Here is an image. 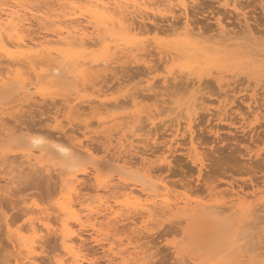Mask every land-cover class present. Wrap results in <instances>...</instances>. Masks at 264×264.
Returning a JSON list of instances; mask_svg holds the SVG:
<instances>
[{
	"label": "rangeland",
	"instance_id": "374dc122",
	"mask_svg": "<svg viewBox=\"0 0 264 264\" xmlns=\"http://www.w3.org/2000/svg\"><path fill=\"white\" fill-rule=\"evenodd\" d=\"M21 1L51 13L30 18L34 40L54 39L55 11L73 7L66 23L99 32L101 43L87 50L88 69L67 60L69 73L52 81L41 75L54 55L34 71L0 49V264L22 249L15 238H33L31 223L38 264L67 259L61 236L71 233L97 264H264V0H184L183 15L175 1L146 0L122 15L131 31L105 27L87 0H60L63 9ZM32 138L65 146L68 159L36 153L35 165L23 163ZM132 193L171 205L141 210ZM69 198L73 211L63 213ZM105 205L114 216L104 218Z\"/></svg>",
	"mask_w": 264,
	"mask_h": 264
},
{
	"label": "bare ground",
	"instance_id": "6f19581e",
	"mask_svg": "<svg viewBox=\"0 0 264 264\" xmlns=\"http://www.w3.org/2000/svg\"><path fill=\"white\" fill-rule=\"evenodd\" d=\"M2 2L4 1V0H1ZM5 1H7L5 4H3L2 5V7H0V42H1V39H3V38H5V37H3V33H4V35H6V37L8 38V46H6L5 44V42H2V43H5V44H1V46H0V49H2V51L4 52V55L8 58V59H11V61H13V60H16L15 62H17L18 63V61L19 62H21V64L23 63V64H27L28 66H30V67H32V69L34 70V71H36V68H38V67H36L35 68V66H39L40 64H42V65H45L44 63H46V61L44 60L45 59V55L47 56V57H49V56H51L50 57V59L52 60V58L53 57H55L56 59H57V61L56 60H54V58H53V60H54V62L53 63H51L49 66H48V71L46 72V73H44V74H42L41 76H43L44 75V77L45 78H47L48 79V81H52V79L53 78H57V77H61L63 74H66V73H69V71H61V69H64V66H66V64L68 63L67 62V60L69 61V60H71V62H74V64H76V66L77 65H81V66H83V65H85L84 67H88L89 65H88V63H89V61L87 60V56L85 57V55H88V59L90 58L89 57V53H92L93 52V50L90 52V51H87L88 49H90V47H92V48H94L95 46H96V44H98L99 43V41L101 40L100 38H98L99 40H96L94 37H96V36H99V35H97L98 33H97V31H92V32H86L84 29H83V27L82 26H80V25H82V24H71L70 22H68V23H66V18H71V20L73 19L72 18V16L73 15H76V11H75V8H73V7H70V11H68L67 13L66 12H63V13H61L62 15H61V17H65V19H60L61 17L59 16L60 15V13H58V12H56L55 11V19L53 20V21H51L53 24L55 23V24H57V28H55V30H54V35L53 36H55L54 37V39L52 38V39H44V40H38V41H36V40H34L32 37L33 36H31V37H29V35H30V33L28 34V33H26V31H27V25L30 23V18L31 17H33V19L35 18V19H37V21L39 20V21H41L40 19H43L44 21H45V17H51V13L48 15L46 12V14L44 13H42L41 11H40V8L38 7V9L35 7V8H33V7H29V5L27 4V2L24 4L21 0H5ZM4 1V2H5ZM24 1V0H23ZM49 1V0H48ZM59 1L60 0H58V6L59 7H61L62 6V4L64 5V3H59ZM149 1V0H148ZM153 1V0H152ZM163 1V0H162ZM173 1H175V3H177L176 5H178V7H179V10H181L182 12H181V14L183 15V14H187L186 12H188V10L186 9L187 7H186V4H185V1L184 0H164V2H166L167 4L166 5H171V3L173 2ZM1 2V3H2ZM3 2V3H4ZM47 2V1H46ZM158 2V1H157ZM0 3V4H1ZM75 3V2H74ZM87 3L89 4V6H90V8L92 9V11H93V15L94 16H96L97 18H99L100 19V22H102V23H104V25H105V27L107 26V24L109 25V24H111V25H114L115 23L117 24H115L116 26H120V28H125V29H127V31H131V29H132V27H129V25L128 24H126L124 21H123V19H125V18H123L122 17V15H123V13L127 10L128 11V8L129 7H132L133 9V11H140L141 12V10L140 9H143V10H145L146 8H147V5L148 4H146L147 2H146V0H87ZM159 3V2H158ZM37 4V3H36ZM47 4H48V2H47ZM72 4V3H71ZM174 4V3H173ZM34 5V4H33ZM41 5H43V4H41ZM74 5V4H73ZM153 5H154V2H153ZM188 6H189V4H187ZM37 6H38V4H37ZM54 6V5H53ZM43 7V6H42ZM41 7V8H42ZM144 7H145V9H144ZM51 8V7H50ZM62 8V7H61ZM67 8V7H66ZM39 10L40 11V13H41V17L39 16L40 15V13H38V14H35L36 13V11L37 10ZM48 9V8H47ZM57 9V8H56ZM63 9V8H62ZM78 9V8H77ZM167 9V8H166ZM177 9V8H176ZM142 10V11H143ZM187 10V11H186ZM39 11H37V12H39ZM54 11V10H53ZM64 11V10H63ZM169 11H172L171 9L169 10ZM177 11V10H176ZM114 13H117L118 15H119V17L118 18H115V14ZM130 13H132V12H130ZM146 13H147V11H146ZM173 13V12H172ZM179 13V12H178ZM30 14V15H29ZM53 14V13H52ZM80 14V13H79ZM92 14V13H91ZM90 14V15H91ZM151 14V13H150ZM27 15H29V16H27ZM90 15H87V16H89L90 17ZM93 15L91 16L92 18H93ZM126 15V14H125ZM124 15V16H125ZM148 15H149V12H148ZM155 15V14H154ZM170 16V15H169ZM144 17L145 16H143L142 14H139V18L140 19H144ZM179 17V16H178ZM74 18H75V20L77 19L75 16H74ZM159 18V17H158ZM165 18V17H164ZM183 18V17H182ZM181 18V19H182ZM134 19V18H133ZM146 19V18H145ZM70 20V19H69ZM77 20H79V18L77 19ZM76 20V21H77ZM95 20V19H94ZM126 20V19H125ZM128 20V19H127ZM178 20H179V18H178ZM177 20V21H178ZM48 21H49V19H48ZM48 21H47V24H48ZM74 21V20H73ZM81 21H83V20H81ZM97 21V20H96ZM143 21V20H142ZM189 20H185L184 21V23H183V25H184V28L186 29H188V31H192V30H189V25H190V23H191V21H190V23L188 22ZM264 21V20H263ZM72 22V21H71ZM137 22V21H136ZM136 22H134V23H136ZM50 23V22H49ZM51 23V24H52ZM89 23V22H88ZM93 24H94V22H92ZM91 23V24H92ZM126 25H125V24ZM131 23V22H130ZM140 23V22H139ZM143 22H141V25H143L142 24ZM31 24V23H30ZM40 24H42V23H40ZM44 24V23H43ZM50 24V25H51ZM99 24V23H98ZM98 24H96V26H97V28H99V25ZM131 24H133V22L131 23ZM32 25V24H31ZM101 25V24H100ZM103 25V24H102ZM114 25V26H115ZM181 25V24H180ZM216 25H217V28L219 29V30H221V31H223V27H224V25L221 23V21L220 20H217L216 21ZM53 26V25H52ZM130 26H132V25H130ZM92 27H94V25H92ZM108 27H110V26H108ZM140 27H142V26H140ZM139 27V28H140ZM86 28V27H85ZM90 28V27H89ZM111 28H112V26H111ZM117 28V27H116ZM137 27H136V25H135V27L133 26V30H135ZM194 28V27H193ZM94 29H96V27L94 28ZM106 29V28H105ZM105 29L103 28V30H104V33H106L105 32ZM192 29V28H191ZM93 30V29H92ZM98 31L100 30V29H97ZM151 30V29H150ZM101 31V30H100ZM143 31V30H142ZM148 31V30H147ZM33 32V31H32ZM139 32V31H138ZM137 32V33H138ZM94 33H96V35L94 34ZM101 34V36H103V33L102 32H100ZM144 33V32H143ZM190 33H192V32H190ZM190 33H186V34H188V35H190ZM207 33V32H206ZM45 34V33H44ZM51 35V34H50ZM95 35V36H94ZM107 35V34H106ZM43 36V35H42ZM187 36V35H186ZM216 36H217V34H216ZM3 37V38H2ZM104 38V37H103ZM187 38V37H186ZM95 39V40H94ZM187 39H189V38H187ZM4 40V39H3ZM189 41V40H188ZM52 43H55V44H60V45H63V46H65L64 48L65 49H59V48H55V47H52V46H50V44H52ZM101 43V42H100ZM100 43H99V45H100ZM134 43H136V42H134ZM189 43V42H188ZM194 44V43H193ZM193 44H191V45H193ZM95 45V46H94ZM99 45H98V47H99ZM111 46V45H110ZM135 46V45H134ZM112 47V46H111ZM128 48V47H127ZM96 49V48H95ZM95 51V50H94ZM107 52H109L108 50H107ZM116 52V51H115ZM54 55V56H53ZM53 56V57H52ZM2 57V56H1ZM4 57V56H3ZM59 59V60H58ZM91 59V58H90ZM42 60V61H41ZM47 61H50L49 60V58L48 59H46ZM112 60V59H111ZM43 61H45L44 63H43ZM67 62V63H65V62ZM92 61V60H91ZM50 62H52V61H50ZM70 62V61H69ZM14 63V62H13ZM17 63H15V64H17ZM8 64H10L9 62H8ZM20 64V65H21ZM65 64V65H64ZM73 64V63H72ZM87 64V65H86ZM45 65V66H46ZM68 66H70V64L68 63L67 64ZM23 66V65H22ZM24 66H26V65H24ZM24 66H23V68H24ZM68 66H66V67H68ZM21 67V66H20ZM29 67V68H30ZM49 67H50V69H49ZM65 67V68H66ZM83 67V68H84ZM86 67V68H87ZM90 67V66H89ZM93 67V66H92ZM69 68V67H68ZM81 67H79V69H80ZM85 68V69H86ZM78 69V70H79ZM88 69V68H87ZM90 69V68H89ZM77 71V70H76ZM82 71V70H81ZM87 71V70H86ZM89 71V70H88ZM90 71H91V69H90ZM36 74H38L39 75V73H37V72H35ZM80 73V72H79ZM79 73H77V75H79ZM85 73H87V72H85ZM84 73V74H85ZM21 74V73H20ZM30 74V73H29ZM41 74V73H40ZM88 75V74H87ZM22 76V75H21ZM86 76V75H85ZM23 78V77H22ZM183 78V77H182ZM5 79L6 78H4V77H2V76H0V85L1 84H3L4 82H5ZM21 79V78H20ZM19 79V80H20ZM23 80H24V78H23ZM57 80V79H56ZM21 81V80H20ZM202 81V80H201ZM12 82H15V81H12ZM53 82H54V80H53ZM8 83H9V81H8ZM8 83H7V85H5L6 86V88H7V86H8ZM11 83V82H10ZM30 83V82H29ZM5 84V83H4ZM53 84V83H52ZM186 84V83H185ZM194 84V83H193ZM178 85H179V82H178ZM222 85V84H221ZM2 86V85H1ZM186 86V85H185ZM183 87V86H182ZM0 89H2V87L0 88ZM2 91V90H1ZM0 91V92H1ZM0 121H1V119H0ZM4 123V122H3ZM2 132H3V130H2ZM4 136V135H3ZM41 140V139H40ZM40 140H39V138L37 139V138H32V140H31V142L29 143V144H27V146L25 147V149L23 150V152H22V157H25L24 158V162L22 161V159H21V161L23 162V163H25V160H27L26 161V163L25 164H27V165H29V163H31V164H34V163H32V160H34V162H37L38 160L36 159L37 157H36V153H38L39 155H46L47 153H49L50 155H51V157H56V158H59V159H61V160H64L65 158H66V156H68L67 155V152H68V148H66L65 146L63 147V146H55V148L53 149V147H52V149L49 147V149L46 147L47 145L45 144V146H44V144H40ZM74 144V143H73ZM77 145V144H76ZM77 147V146H76ZM73 148V147H72ZM79 152V151H78ZM77 152V153H78ZM79 154H81V152L79 153ZM85 155V154H84ZM65 156V158L63 159V157ZM60 157H62V158H60ZM72 157V156H71ZM122 157V156H121ZM2 158V157H1ZM6 158V157H5ZM120 158V157H119ZM68 159V157L65 159V160H67ZM259 160V159H258ZM29 162V163H28ZM128 162V161H127ZM14 164V163H13ZM35 165V164H34ZM32 167H34V166H32ZM31 169V168H30ZM29 171V170H28ZM6 174V173H5ZM73 174V173H72ZM8 175V174H7ZM71 176V175H70ZM75 177V176H74ZM72 178V177H71ZM5 179V178H4ZM12 180V178H7V180ZM60 180H61V178H60ZM16 181V180H15ZM63 181H65V180H63ZM69 181H70V179H69ZM6 183H9V182H6ZM10 183H12V182H10ZM140 183V182H139ZM141 185H143L142 183H140ZM10 186V185H9ZM14 186V185H13ZM147 186V185H146ZM2 187V186H1ZM11 187V186H10ZM145 186L143 185V186H141V189L140 190H144V192L146 191V187L144 188ZM2 189H4V188H2ZM1 188H0V191L2 190ZM6 189V188H5ZM151 189V188H150ZM4 191V190H3ZM130 191H132V190H130ZM151 192H153V191H151ZM1 193V192H0ZM129 193V192H128ZM131 193V192H130ZM136 193V192H135ZM135 193H132L133 194V197H135L136 198V203H137V205H138V207H139V209H141V210H143V209H146L148 206H150L151 207V205H153V207H154V205L155 204H157V205H159V204H162V206L164 205L167 209H168V207H170V205H171V203H169L168 202V200L167 199H165V198H163V199H161V201H159V202H157L156 200H151V201H149L150 202V205L146 202V203H143L142 202V200H141V202L139 201V196H140V193H139V196L138 195H135ZM146 193V192H145ZM65 194V193H64ZM138 194V193H137ZM147 194V193H146ZM145 194V195H146ZM160 195H162V193L160 194ZM159 195V196H160ZM166 195V194H165ZM217 195V194H216ZM235 195H238V193H235ZM3 196V195H2ZM71 196V195H70ZM128 196H130V195H128ZM155 196V195H154ZM156 196H158V195H156ZM158 196V197H159ZM140 197H142V196H140ZM160 197H165V196H160ZM67 198V197H66ZM70 199V198H69ZM68 199V201L67 202H65V204H60V210H61V212H65V213H69V212H72L73 211V206H74V204H73V202L71 201V199L69 200ZM146 199V198H145ZM159 199V198H158ZM191 199V198H190ZM182 202V204L183 205H186V206H189L190 205V202H191V204L193 203V202H195L194 200H193V202L192 201H189V199H183V200H181ZM232 201V200H231ZM198 202V201H197ZM173 203V202H172ZM179 204V203H178ZM196 204V203H195ZM156 205V206H157ZM176 205V204H175ZM200 205V204H199ZM223 205H224V203H223ZM196 206V205H195ZM202 206H203V204H202ZM58 207V206H57ZM129 207V206H128ZM143 209H142V208ZM176 207V206H175ZM183 207H185V206H183ZM197 207V206H196ZM214 207H218V205H211V204H205V206L203 207V209L204 208H213V210H217V208H214ZM159 208V207H158ZM163 208V207H162ZM186 208V207H185ZM184 208V209H185ZM229 208V207H228ZM103 210V216H104V218L105 217H109V216H114L115 214H114V210L112 209V207H111V205H105L103 208H102ZM161 209V208H160ZM171 209V208H170ZM199 209V208H198ZM200 209H202V207L200 208ZM213 210H211L210 212H212ZM225 210H227V209H225ZM102 211H100V212H102ZM221 210H219V212H220ZM148 212H149V210H148ZM217 212V211H216ZM98 214H102V213H99V212H97ZM144 213V212H143ZM221 214V213H220ZM62 215V214H61ZM64 216V215H63ZM62 216V217H63ZM71 216V215H70ZM102 216V215H101ZM42 218V217H41ZM40 218V219H41ZM122 219V218H121ZM111 220H112V218H111ZM76 221H78V223L80 224L81 223V218H80V216L79 217H76ZM71 226V225H70ZM92 226H93V230H94V224H92ZM35 225H34V223H31V229H32V231H33V238H31V239H29L28 241L26 240V243L25 242H23V245H22V242H20L21 240H23V235H22V238H20V237H17V238H15L16 239V241H17V248L18 249H20V248H22V249H20L19 250V252H18V254H16V256H13V259H12V262L10 263H8V264H38L37 263V261H36V250H37V246H36V229H35ZM64 227H65V230L68 232L69 231V226H68V223H64ZM8 228V227H7ZM37 228V227H36ZM40 228V227H39ZM71 228V227H70ZM30 229V230H31ZM37 230H39L38 228H37ZM65 231V232H66ZM70 233V232H69ZM31 234V233H30ZM12 235V234H11ZM15 235V234H14ZM29 235V234H28ZM59 236H61V235H59ZM63 237V242L65 243V250H66V252L68 253V258L67 259H55V261H54V263L53 264H97L96 263V261H94V260H92V259H89V258H87L85 255H83V254H81L80 253V250L79 249H75V247H74V239H73V237H72V233L71 234H63L62 236H61V238ZM148 237V236H147ZM145 238V237H144ZM21 239V240H20ZM25 239H26V237H25ZM20 240V241H19ZM61 240V241H62ZM76 241V240H75ZM14 242V241H13ZM115 242V241H114ZM113 242V243H114ZM117 242V241H116ZM14 244V243H13ZM15 245V244H14ZM40 245V244H39ZM43 245V244H42ZM20 247V248H19ZM40 246H38V248H39ZM17 250V249H16ZM123 253H126V251L125 252H122V254ZM130 254H131V252H130ZM143 254V253H142ZM132 256V255H131ZM143 258V257H142ZM40 259V258H39ZM123 259V258H122ZM40 263V262H39Z\"/></svg>",
	"mask_w": 264,
	"mask_h": 264
}]
</instances>
